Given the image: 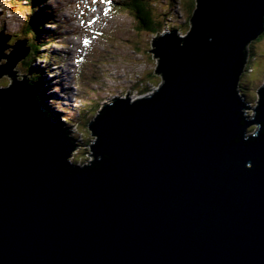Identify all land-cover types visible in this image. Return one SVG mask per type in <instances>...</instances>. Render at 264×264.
Wrapping results in <instances>:
<instances>
[{
	"label": "water",
	"instance_id": "obj_1",
	"mask_svg": "<svg viewBox=\"0 0 264 264\" xmlns=\"http://www.w3.org/2000/svg\"><path fill=\"white\" fill-rule=\"evenodd\" d=\"M194 1L148 52L159 89L101 109L82 167L0 32V264H264V86L252 119L238 94L264 0Z\"/></svg>",
	"mask_w": 264,
	"mask_h": 264
},
{
	"label": "rangeland",
	"instance_id": "obj_2",
	"mask_svg": "<svg viewBox=\"0 0 264 264\" xmlns=\"http://www.w3.org/2000/svg\"><path fill=\"white\" fill-rule=\"evenodd\" d=\"M44 1L47 2L45 3L47 8L40 6L39 8L32 7L30 9L26 5H19L18 0H0V32L13 36L8 43H5V46H13L16 41L23 40L28 45L33 40L32 36L30 35L26 40L20 35L19 31L21 28L25 29L27 27V18L32 15L35 9L40 11L37 14L39 17H49V21L53 23V26L45 24L47 28L39 31L38 41L35 42L37 45H41V49L38 53L39 59L33 63V68L38 72H42V77L45 78L42 84L44 90L39 88L38 91H40V94L45 93L47 96L50 111L62 114L60 117L61 123L67 129L69 136L75 139L76 149L69 157L70 162L77 166H86L93 161V157H89L92 155L90 146L95 142V137L90 135L87 124L100 113L103 105L111 104L113 98L125 99L128 94L130 95V102H133L159 89V85L162 84L161 76L154 74L159 59L153 58V54L148 52L153 50L151 43L156 36L169 34L170 31L165 29L160 33L162 29H158L155 34L138 32L131 15L116 6L114 18L102 24V26H98L99 28L97 27L99 32L98 42L96 43V41H93L95 38L90 36L91 33H88L89 28L96 26L86 12L87 10H96V5L91 3V0H80L81 6L74 15L71 0ZM188 2V0H151V8L155 13L154 20L156 21L155 17L159 22L164 21V23L165 19L171 20V22L168 21L165 23L166 25L164 23L163 25L167 27L168 24H175L179 28L176 29L179 32V38L185 37L189 31V12L192 6H195L194 0L192 3L189 2L190 5H188ZM40 3L43 4V1L39 0L38 4ZM105 3L106 7L111 6L109 0H105ZM111 9L112 6L109 11ZM47 11H50L51 15H55L58 23L62 24L60 25L61 28L57 29L54 26L55 20H50L51 16ZM69 16L72 17L68 21ZM73 17L75 19L74 23H72ZM63 24H66V26L64 27ZM81 26L85 30L83 41L87 46L88 54L80 72L77 74L75 82L78 86L74 83V86L77 87V91L74 92L71 61L80 40H76L77 45H75L73 41L75 39L72 37L73 31L80 34L79 27ZM101 31H103V34ZM18 34L20 38L16 37ZM92 45H94V49ZM248 46L249 48H247ZM18 48L20 49V46ZM246 48L247 57L244 66L250 65L251 70L243 72L245 75L240 81L243 85V87H240H242L245 97L240 95L242 91L238 92L241 99H245V103L251 96L256 97L257 90L264 86V38L251 42ZM136 49L138 54L135 53ZM82 51H84V47ZM140 51L142 54H140ZM10 52L6 49L2 53L3 55H9ZM43 58L46 61H42ZM75 58L78 59V57ZM3 63L5 64L6 61L0 59V66L4 65ZM12 71L16 72V80H21L25 76L29 78L28 73L23 71L22 68L16 67ZM10 82V79L6 76L0 77V90L8 88L11 85ZM146 82L149 84H146ZM244 84L247 87L246 90L243 89L245 88ZM146 87L147 89H144ZM257 101L251 99L247 103L250 110L246 111V115L250 119L254 116L252 110L256 108ZM255 129L256 126H252L249 131Z\"/></svg>",
	"mask_w": 264,
	"mask_h": 264
},
{
	"label": "trees",
	"instance_id": "obj_3",
	"mask_svg": "<svg viewBox=\"0 0 264 264\" xmlns=\"http://www.w3.org/2000/svg\"><path fill=\"white\" fill-rule=\"evenodd\" d=\"M150 1L151 0H121L120 2L116 1L115 4H116V6L120 7L121 9H123V11L125 13L131 15V17L134 20L135 25H136V31H138V32L140 31V32H145L146 34L147 33L148 34H155V33L158 32V29H162L160 31V33H162V31H164L165 29H167V31H170L171 33H179V32H176L177 31L176 29H179V28L175 24H172V25L168 24V26L165 27L163 25L164 21L159 22L157 20V17H155L156 21L154 20L155 13H153V11H152ZM188 1L190 3H192L193 0H188ZM18 2H19L18 3L19 5L20 4L26 5L30 9L32 7L39 8L40 6L44 5V3L43 4H41V3L38 4L39 0H18ZM189 2H188V5H190ZM190 8H191V6H190ZM192 10L193 11L195 10V6H192L191 11L189 12L190 13V15L188 16L189 17L188 18V27H189V29H190V18H191L192 14H193ZM39 13H40V11H36V9H35L33 11L32 15L27 18V27L25 29L21 28L20 31H19L20 35H22V37L24 39L28 38L31 35L33 40H31L32 43L30 42L28 45L26 44V47L29 49L28 53L25 56V58L19 63V66H17V68H19V69L22 68L23 71L28 73L29 78L28 77H24V78L27 81L29 80L28 81L29 84H31V85L35 84L36 87L38 86V89L41 88V90H42V88H43L42 84L44 82L43 81L44 77H42V74H41L42 72H38V71H36L35 68H33V63L36 60L39 59L38 58V53H39V49H41V45H37L35 42L38 41L37 40V38H38L37 35H38L39 31H41L43 28H47L46 25L53 26V23L49 21V17L48 18H44L43 16L39 17V15H37ZM41 14H42V12H41ZM50 14L51 13H49V16H51L50 20L54 19L55 20L54 26L58 27L59 23H58L57 19L55 18V16L50 15ZM157 15L159 16V14H157ZM168 21L171 22V20H166L165 19V23H167ZM262 29H263L262 30V34L257 39V41H259L260 39L264 38V17H263V20H262ZM20 35L18 34L16 37L20 38ZM26 40H28V39H26ZM152 43H153V41H152ZM152 43H151V46H152V49H153V44ZM247 48H249V46ZM247 48H245V50ZM137 51L138 50L136 49V52H135L136 54H138ZM140 54H142L141 51H140ZM153 56H154V54H153ZM42 60L46 61L45 58H43ZM246 70H248V72H249V70H251L250 65L244 66L242 74L240 76V81H241L242 78H244L245 74L243 72H245ZM33 71H35V72H33ZM152 78H154V77L152 76ZM152 80H155V79H152ZM240 81H239V85H238V87H239L238 90L241 92L243 85L240 83ZM148 82H146V84H149ZM240 86H242V87H240ZM244 86H245V88H243V89L246 90L247 87H246L245 84H244ZM146 88H144V89H146ZM38 92H40V91H38ZM243 92L244 91H242V93L240 95H243L245 97V94ZM40 96H41L40 98L43 99L46 102L47 106H48V102H47L48 98L45 95V93L40 94ZM45 96H46L47 99H45ZM251 99L252 100H254V99L257 100L258 99L257 98V94H256V97L254 95L251 96V98L249 100H251ZM249 100L248 101L246 100V103H249ZM103 108H104V106L102 107V110H103ZM52 113L55 115V117L57 118L59 123L63 126V124L61 123V120H60L61 114L59 112H56V111H54ZM63 129L65 130L64 126H63ZM252 131L253 130H251L249 132H252ZM67 134L69 135L68 132H67ZM71 140H72V142L75 143V139L74 138L71 139Z\"/></svg>",
	"mask_w": 264,
	"mask_h": 264
},
{
	"label": "bare ground",
	"instance_id": "obj_4",
	"mask_svg": "<svg viewBox=\"0 0 264 264\" xmlns=\"http://www.w3.org/2000/svg\"><path fill=\"white\" fill-rule=\"evenodd\" d=\"M177 32V31H176ZM5 35V34H4ZM6 36H9V35H6ZM179 37V36H178ZM153 41V40H152ZM25 45H26V43H25ZM18 46H20V45H18ZM16 48H17V46H15ZM24 48H27V47H24ZM19 49V48H18ZM29 50V49H28ZM9 54V53H8ZM6 55V54H5ZM27 55V54H26ZM157 59V58H156ZM4 64V63H3ZM65 69V68H64ZM158 75H160V74H158ZM54 80V79H53ZM29 81V80H28ZM11 83V82H10ZM239 85V84H238ZM9 87V86H8ZM64 87V86H63ZM69 87V86H68ZM74 87V89H73V91L75 92V91H77V87L76 86H73ZM47 89V88H46ZM43 90H44V88H43ZM54 90V89H53ZM240 94V93H239ZM72 96V95H71ZM45 99H47L46 98V96H45ZM77 100V99H76ZM243 101H244V103H245V99L243 98L242 99ZM247 105H249V104H247ZM52 112V111H51ZM54 112V111H53ZM66 113V112H65ZM66 114H68V113H66ZM70 114V113H69ZM62 115V114H61ZM63 121V120H62ZM66 131H67V129H65ZM68 132V131H67ZM69 138H70V140L71 139H73L72 137H70L69 135H67ZM89 164V163H88Z\"/></svg>",
	"mask_w": 264,
	"mask_h": 264
},
{
	"label": "clouds",
	"instance_id": "obj_5",
	"mask_svg": "<svg viewBox=\"0 0 264 264\" xmlns=\"http://www.w3.org/2000/svg\"><path fill=\"white\" fill-rule=\"evenodd\" d=\"M177 34H178V33H176V35H177ZM163 35H165V34H163ZM177 36H178V35H177ZM44 79H45V78H43V81H44ZM160 85H161V84H160ZM160 85H159V86H160ZM37 90H38V88H37ZM38 93H39V92H38ZM39 94H40V93H39ZM151 94H152V93H151ZM67 137H68V136H67ZM68 138H69V137H68ZM71 163H72V162H71ZM73 164H74V163H73ZM87 165H88V164H87ZM80 166L82 167L83 165H80Z\"/></svg>",
	"mask_w": 264,
	"mask_h": 264
},
{
	"label": "snow or ice",
	"instance_id": "obj_6",
	"mask_svg": "<svg viewBox=\"0 0 264 264\" xmlns=\"http://www.w3.org/2000/svg\"><path fill=\"white\" fill-rule=\"evenodd\" d=\"M94 2H95V0H94ZM104 2V0H101V3H103Z\"/></svg>",
	"mask_w": 264,
	"mask_h": 264
}]
</instances>
